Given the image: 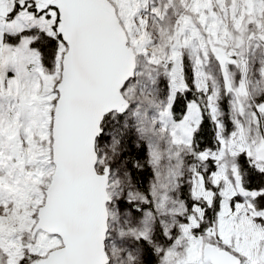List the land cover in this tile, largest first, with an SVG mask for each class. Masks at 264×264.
I'll list each match as a JSON object with an SVG mask.
<instances>
[{
	"label": "snow or ice",
	"instance_id": "6c2138e0",
	"mask_svg": "<svg viewBox=\"0 0 264 264\" xmlns=\"http://www.w3.org/2000/svg\"><path fill=\"white\" fill-rule=\"evenodd\" d=\"M0 264H264V0H0Z\"/></svg>",
	"mask_w": 264,
	"mask_h": 264
}]
</instances>
